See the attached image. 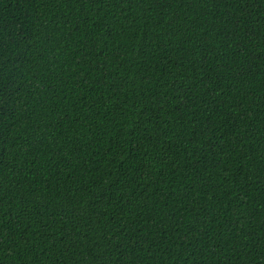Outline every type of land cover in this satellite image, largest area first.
<instances>
[{"label": "trees", "instance_id": "1", "mask_svg": "<svg viewBox=\"0 0 264 264\" xmlns=\"http://www.w3.org/2000/svg\"><path fill=\"white\" fill-rule=\"evenodd\" d=\"M0 264H264V0H0Z\"/></svg>", "mask_w": 264, "mask_h": 264}]
</instances>
